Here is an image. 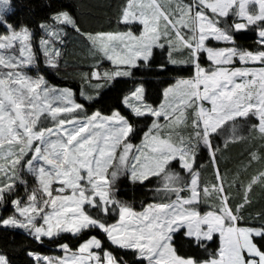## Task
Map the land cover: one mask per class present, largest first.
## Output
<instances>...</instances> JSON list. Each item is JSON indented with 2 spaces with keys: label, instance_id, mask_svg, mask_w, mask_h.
<instances>
[{
  "label": "snow or ice",
  "instance_id": "1",
  "mask_svg": "<svg viewBox=\"0 0 264 264\" xmlns=\"http://www.w3.org/2000/svg\"><path fill=\"white\" fill-rule=\"evenodd\" d=\"M49 9L37 42L13 0H0V209L12 206L0 227L63 253L28 249L33 264H264V210L250 211L254 189L264 192V0H124L107 32ZM250 27L253 47L236 35ZM69 28L91 57L78 93L39 70L41 55L59 69ZM153 67L177 75L153 91L136 78ZM105 96L112 103L97 107ZM242 124L254 142L222 171ZM122 177L144 191L141 210L121 198ZM0 264H12L7 253Z\"/></svg>",
  "mask_w": 264,
  "mask_h": 264
},
{
  "label": "trees",
  "instance_id": "2",
  "mask_svg": "<svg viewBox=\"0 0 264 264\" xmlns=\"http://www.w3.org/2000/svg\"><path fill=\"white\" fill-rule=\"evenodd\" d=\"M123 2L124 0H13L14 5L20 9L17 12V16L21 21H25L27 17V20L32 22L38 39L42 33L37 25L39 20L49 13V5H53L57 8H67L76 17L81 28L85 32H107L117 28L116 20L118 9ZM21 6H26L27 10ZM68 30H70L69 32L72 36L64 49V55L61 58L59 69L51 70L46 68L43 60L40 59V63H42V68L40 70L44 72L50 84L72 87L77 90L78 93L82 87L79 73L89 70L88 65L91 63V57L87 52L88 41L73 32L71 28ZM0 31H3V29L0 28ZM236 35L238 43L247 47L255 46L258 40V34L254 27L241 30ZM175 55L181 57L183 53L182 51H176ZM205 63H207V61H205ZM182 74L188 75L189 72L185 71ZM142 75L152 82V90L155 91L159 85V81L167 80L171 82V77L176 76L177 73H158L153 67L151 69H144L142 73H137L136 78L140 79ZM130 84L131 81L129 80V85ZM111 103L112 101L109 97L105 96L104 100L101 101L97 107H104L106 109ZM255 120L256 118L253 117L254 122ZM141 126H143V124ZM230 131L229 129L228 132ZM250 131L249 125L242 124L240 126L238 134L244 137V139L235 143H230L228 150L220 157L219 163L222 171L230 170V173L236 171L238 165L247 158V151L254 142L250 135ZM225 135H227V132L217 138V143L222 145ZM139 140L140 137H137L133 142L138 144ZM255 143L259 145L260 141L258 138ZM206 159L207 158L204 157L198 160V163L204 164ZM174 167L178 168V165L174 164ZM259 167V165L256 166V168ZM201 171L204 180L210 181L212 179L211 165L205 164V167L202 168ZM241 178L247 180V174ZM26 179L29 180L31 185L32 177L27 176ZM120 187L122 189L120 193L121 198L131 202L136 209H141L142 205L146 203L144 191L132 184L126 177L121 178ZM232 191L235 193L236 188H233ZM150 197L151 193L148 194V198ZM202 207L206 210L208 205H203ZM260 210H264V192L257 187L254 189V199L250 211L255 212ZM11 212V205H8L6 210L0 209V215H8L11 214ZM28 249L38 250L46 255H54L60 252V249L47 244V241L45 242V246L41 247L37 241L29 237L22 229L13 230L0 227V252L7 253L12 264H33V258L27 254Z\"/></svg>",
  "mask_w": 264,
  "mask_h": 264
},
{
  "label": "rangeland",
  "instance_id": "3",
  "mask_svg": "<svg viewBox=\"0 0 264 264\" xmlns=\"http://www.w3.org/2000/svg\"><path fill=\"white\" fill-rule=\"evenodd\" d=\"M68 31H70V30H68ZM257 34H258V33H257ZM35 40L38 42V38H37V37L35 38ZM37 46H38V44H37ZM176 51L181 52V50H176ZM39 59H42V60H43V55H41ZM249 66H256V67H259L260 65H259L258 63H256V64H254V65L250 64ZM41 68H42V63L39 64V70H40ZM36 71H37V69L34 67V68L31 69L30 74H32V75H36ZM182 131H183V134H184V135H187L188 132L190 131V128H184ZM136 210L139 211V210H141V209H136ZM62 254H63V253H62L61 250H60L59 253L54 254V255L59 256V255H62Z\"/></svg>",
  "mask_w": 264,
  "mask_h": 264
}]
</instances>
